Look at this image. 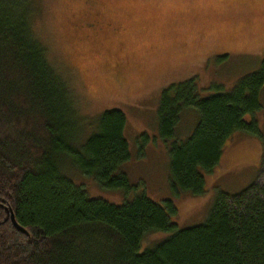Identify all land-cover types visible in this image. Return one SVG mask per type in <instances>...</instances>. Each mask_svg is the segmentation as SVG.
<instances>
[{"label": "trees", "instance_id": "1", "mask_svg": "<svg viewBox=\"0 0 264 264\" xmlns=\"http://www.w3.org/2000/svg\"><path fill=\"white\" fill-rule=\"evenodd\" d=\"M36 0H0V264H264V187L218 192L202 223L180 228L170 200L144 191L115 204L89 197L68 167L106 189H132L126 116L118 109L83 115L33 29ZM102 65V64H101ZM193 79L171 83L157 105L159 135L171 142L170 181L177 193L206 192L232 133L260 108L264 57L228 90L199 96ZM194 108L193 131L176 139L182 109ZM94 130L86 134L87 127ZM67 165V169H65ZM68 174V173H67ZM5 208L16 223H11ZM7 217V219H6ZM167 237L142 249L151 233Z\"/></svg>", "mask_w": 264, "mask_h": 264}, {"label": "rangeland", "instance_id": "2", "mask_svg": "<svg viewBox=\"0 0 264 264\" xmlns=\"http://www.w3.org/2000/svg\"><path fill=\"white\" fill-rule=\"evenodd\" d=\"M36 2L33 29L49 61L73 91L80 112L93 119L105 110L118 109L126 116L124 136L130 158L123 170L133 187L128 192L106 189L93 176L68 167L66 175L89 197L119 204L144 191L154 201L170 200L176 209L172 219L185 228L206 219L218 192L234 194L252 184L264 187V87L260 108L253 117L246 116L258 133L246 129L232 133L218 164L205 175L206 192L200 195L176 194L172 189L171 142L160 137L157 117L161 93L171 83L193 79L199 96H207L219 86L228 90L258 69L264 57V0ZM164 7H176L180 21L162 22L159 15ZM110 10L119 16L109 19ZM130 16L137 25L133 33H119V26L127 24L123 20L131 22ZM96 21L98 30L90 29ZM153 39L159 42L158 49ZM149 42L153 50L147 52ZM198 120L194 108L182 109L174 138L183 140ZM93 130L87 127L86 134ZM167 236L147 235L142 249Z\"/></svg>", "mask_w": 264, "mask_h": 264}, {"label": "flooded vegetation", "instance_id": "3", "mask_svg": "<svg viewBox=\"0 0 264 264\" xmlns=\"http://www.w3.org/2000/svg\"><path fill=\"white\" fill-rule=\"evenodd\" d=\"M166 9V10H165ZM175 9H176V7L175 8H173V7H168V8H165L164 7V12H162V13H160V15L159 16H161V21L163 22V21H166V20H168L169 22H171L172 24H174L175 22H179L180 21V16L178 15V13L175 11ZM116 13V10H114V11H111L110 10V17H109V19H113V18H115V17H117V15L118 14H115ZM119 16V15H118ZM154 16H157L156 14L154 15ZM95 17V16H94ZM123 17H126V18H128L129 17V15H123ZM97 19H100V18H97ZM96 20V19H95ZM132 20V18H131V16H130V21ZM99 21V20H98ZM125 23H127L124 27H123V25L121 24L120 26H119V33L121 32V31H123V34H130V33H133V28H135L137 25H136V23H135V21H131V22H129V21H125V20H123ZM98 23L99 22H92L91 24H89L90 26V29H97L98 30V28H99V26H98ZM101 25V24H100ZM87 26H88V24H86V25H84V27H86L87 28ZM149 27H151V26H149ZM114 30H116V28H114ZM153 40H155V44H154V46L156 47V49H158V41H157V39H153ZM167 44H169L168 42L165 44V45H167ZM128 45H130V44H128ZM149 45V46H148ZM148 47L146 48L147 49V52H149V51H152L153 50V45H152V42H149L148 43ZM165 47V46H164ZM164 47H162V48H164ZM160 48V47H159ZM148 49H151V50H148ZM156 49H155V51H156ZM5 211H6V214H7V216H8V218H10V221H11V223H12V220H11V214L12 213H9V211H8V209H6L5 208ZM6 219H7V217H6ZM13 224V223H12Z\"/></svg>", "mask_w": 264, "mask_h": 264}, {"label": "water", "instance_id": "4", "mask_svg": "<svg viewBox=\"0 0 264 264\" xmlns=\"http://www.w3.org/2000/svg\"><path fill=\"white\" fill-rule=\"evenodd\" d=\"M11 220H12V223H13V225H14V227H15L16 229H18V230L21 231V232L26 233L25 229L22 228L21 226H19V225L16 223L13 214H11Z\"/></svg>", "mask_w": 264, "mask_h": 264}]
</instances>
